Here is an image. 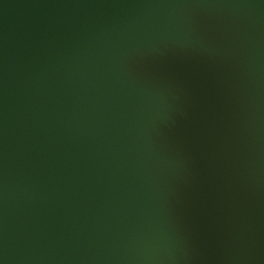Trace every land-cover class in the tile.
Returning a JSON list of instances; mask_svg holds the SVG:
<instances>
[{
	"label": "water",
	"instance_id": "95a60500",
	"mask_svg": "<svg viewBox=\"0 0 264 264\" xmlns=\"http://www.w3.org/2000/svg\"><path fill=\"white\" fill-rule=\"evenodd\" d=\"M0 264H264V0H0Z\"/></svg>",
	"mask_w": 264,
	"mask_h": 264
}]
</instances>
